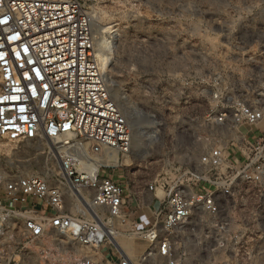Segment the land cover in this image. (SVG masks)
<instances>
[{"label": "built area", "instance_id": "obj_1", "mask_svg": "<svg viewBox=\"0 0 264 264\" xmlns=\"http://www.w3.org/2000/svg\"><path fill=\"white\" fill-rule=\"evenodd\" d=\"M221 38L207 74L150 88L136 152L86 2L0 0V138L32 151L0 160V264H264V31Z\"/></svg>", "mask_w": 264, "mask_h": 264}, {"label": "rangeland", "instance_id": "obj_2", "mask_svg": "<svg viewBox=\"0 0 264 264\" xmlns=\"http://www.w3.org/2000/svg\"><path fill=\"white\" fill-rule=\"evenodd\" d=\"M84 1L93 35L103 43L101 70L111 92L128 101L130 113L136 116L134 133L143 146L142 136L147 135L155 110L148 95L151 87L161 95L175 90L176 83L168 79L171 74L183 71L192 78L207 74L211 48L222 39L221 34L251 42L257 32L264 31V0ZM163 121L168 124L170 120L165 117ZM0 143L10 151L20 149L15 159L22 161L32 152L29 142L6 143L0 138ZM6 151L0 152V160ZM34 161L41 165V160ZM129 170L128 163L106 169L127 187ZM16 264H37V259L21 256Z\"/></svg>", "mask_w": 264, "mask_h": 264}, {"label": "bare ground", "instance_id": "obj_3", "mask_svg": "<svg viewBox=\"0 0 264 264\" xmlns=\"http://www.w3.org/2000/svg\"><path fill=\"white\" fill-rule=\"evenodd\" d=\"M94 45H95L96 56L98 58L100 68L102 69L103 65H104V52H103V46H102L103 43H102L101 39H99L98 36L97 37L94 36ZM111 94L115 98L117 103L120 105V107L123 109V111L127 115V117L131 116L132 114L130 113V111L128 109V101L121 100V98H119L118 95H116L112 92H111ZM146 134H147V136L149 134H151L149 128L146 130ZM3 141L8 143V141L5 139H3ZM4 145L5 144L0 143V152L2 150L3 151L7 150L6 152L10 153L11 157H8V158L3 157L2 160H4V161L10 160L11 158L15 159V155H16L17 151L16 152L13 150L10 151V149H8L9 146L7 145L8 147H6V145H5V147H4ZM132 146H133V150L136 152H139L140 150H144V148H145V146L142 145V141L140 140V138L139 137L137 138V133H134V139H133ZM20 161H22V160H20ZM34 163H36V162H34ZM19 165H20V167H22V169L28 171V170H30V168H28V167H29V165H31V163L26 162V161H22V162H20ZM118 241H120L122 243V245H124L128 249V253L130 254V256H133V257L136 256L144 248V244L138 240L118 238Z\"/></svg>", "mask_w": 264, "mask_h": 264}]
</instances>
